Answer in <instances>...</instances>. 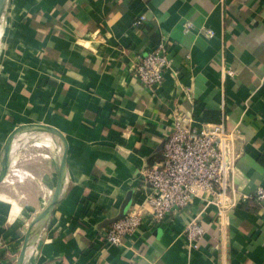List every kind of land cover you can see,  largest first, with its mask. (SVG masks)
Wrapping results in <instances>:
<instances>
[{
  "label": "crops",
  "instance_id": "obj_1",
  "mask_svg": "<svg viewBox=\"0 0 264 264\" xmlns=\"http://www.w3.org/2000/svg\"><path fill=\"white\" fill-rule=\"evenodd\" d=\"M142 13L144 25L134 28ZM161 39L171 67L149 91L129 66ZM187 111L236 133L237 192L264 188V0H6L0 160L20 124L52 125L68 141L59 201L30 238L23 264H264V200L220 214L192 197L184 212L149 225L142 172L159 159L174 113ZM204 111L217 121L204 122ZM61 150L43 130L17 136L0 183V264H15L27 226L50 199ZM131 209L144 215L138 233L102 245L101 233ZM189 219L205 232L193 251L183 235Z\"/></svg>",
  "mask_w": 264,
  "mask_h": 264
},
{
  "label": "built area",
  "instance_id": "obj_2",
  "mask_svg": "<svg viewBox=\"0 0 264 264\" xmlns=\"http://www.w3.org/2000/svg\"><path fill=\"white\" fill-rule=\"evenodd\" d=\"M146 21L144 13L132 22L134 28H141ZM191 28V23L183 26ZM211 37L213 33L204 31ZM169 44L161 39L155 48L138 54L130 63L133 76L141 85L155 91L163 82L165 72L171 67ZM232 75L231 71H226ZM184 99L193 103L190 89H184ZM236 133L225 128L224 121L205 124L196 119L192 112H176L172 125L161 142L159 159L143 172L144 185L148 189L145 199L149 225L162 223L171 213H181L191 203L192 197L206 199L218 206L224 214L250 198L264 200V188L258 187L253 196L240 195L232 182L238 154L235 149ZM144 215L139 210H129L111 222L99 241L104 246L121 245L126 237L140 230ZM204 230L196 219L184 223L183 235L186 248L196 250L204 237Z\"/></svg>",
  "mask_w": 264,
  "mask_h": 264
},
{
  "label": "water",
  "instance_id": "obj_3",
  "mask_svg": "<svg viewBox=\"0 0 264 264\" xmlns=\"http://www.w3.org/2000/svg\"><path fill=\"white\" fill-rule=\"evenodd\" d=\"M6 0H0V17L2 15ZM34 129V130H43L51 135H53L56 139H58L61 143V155L58 165V172H57V180L55 188L52 192L50 199L48 200L47 204L44 208L32 219L29 225L26 228V231L23 235L21 246L15 261V264H23L24 259L26 256V251L28 247V243L30 238L33 234L37 231V229L42 225V223L51 215L55 205L58 203L64 177H65V170H66V158L68 154V141L65 135L58 130L56 127L44 123H24L17 125L13 128V130L8 134L3 146L2 157L0 160V183L6 177L8 170L10 169L12 159L15 152V143L17 136L23 132L24 130Z\"/></svg>",
  "mask_w": 264,
  "mask_h": 264
},
{
  "label": "trees",
  "instance_id": "obj_4",
  "mask_svg": "<svg viewBox=\"0 0 264 264\" xmlns=\"http://www.w3.org/2000/svg\"><path fill=\"white\" fill-rule=\"evenodd\" d=\"M159 42H160V40H157V41L155 42V45L153 46V48H155ZM211 117H217V116H216V114H214V113H209V112H207V111H204V112H203V116H202V120H203L204 122L207 121V120H214V121H217L216 118H211ZM254 209H255V208H254Z\"/></svg>",
  "mask_w": 264,
  "mask_h": 264
},
{
  "label": "bare ground",
  "instance_id": "obj_5",
  "mask_svg": "<svg viewBox=\"0 0 264 264\" xmlns=\"http://www.w3.org/2000/svg\"><path fill=\"white\" fill-rule=\"evenodd\" d=\"M38 144H39V142H38ZM43 146V145H42Z\"/></svg>",
  "mask_w": 264,
  "mask_h": 264
}]
</instances>
